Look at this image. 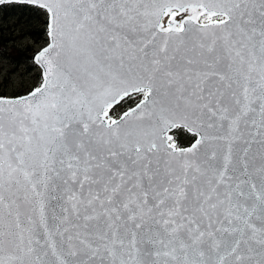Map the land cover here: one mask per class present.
Returning <instances> with one entry per match:
<instances>
[{
  "label": "snow or ice",
  "instance_id": "6c2138e0",
  "mask_svg": "<svg viewBox=\"0 0 264 264\" xmlns=\"http://www.w3.org/2000/svg\"><path fill=\"white\" fill-rule=\"evenodd\" d=\"M11 2L48 42L0 96V264H264V0Z\"/></svg>",
  "mask_w": 264,
  "mask_h": 264
},
{
  "label": "rangeland",
  "instance_id": "374dc122",
  "mask_svg": "<svg viewBox=\"0 0 264 264\" xmlns=\"http://www.w3.org/2000/svg\"><path fill=\"white\" fill-rule=\"evenodd\" d=\"M42 20L31 12L5 18L0 15V96L18 97L28 94L41 82V68L35 63V52L46 46L48 36L41 37ZM131 105H125V109ZM116 108L114 114H119ZM187 143V141H185Z\"/></svg>",
  "mask_w": 264,
  "mask_h": 264
},
{
  "label": "trees",
  "instance_id": "16d2710c",
  "mask_svg": "<svg viewBox=\"0 0 264 264\" xmlns=\"http://www.w3.org/2000/svg\"><path fill=\"white\" fill-rule=\"evenodd\" d=\"M30 12L32 14L35 13V15L38 16L42 20L41 22L42 29L38 28L35 31L38 32L41 37L43 36L46 37L47 36V19H46L47 14L44 12L43 9L36 7L34 5H31V4L15 3V2L0 5V15H3L5 18H8L12 15L20 19V15L24 16ZM37 52H35V54Z\"/></svg>",
  "mask_w": 264,
  "mask_h": 264
},
{
  "label": "water",
  "instance_id": "95a60500",
  "mask_svg": "<svg viewBox=\"0 0 264 264\" xmlns=\"http://www.w3.org/2000/svg\"><path fill=\"white\" fill-rule=\"evenodd\" d=\"M1 4H6V3H0V5H1ZM38 66H39V65H38ZM26 95H27V94H26ZM23 96H24V95H23Z\"/></svg>",
  "mask_w": 264,
  "mask_h": 264
}]
</instances>
